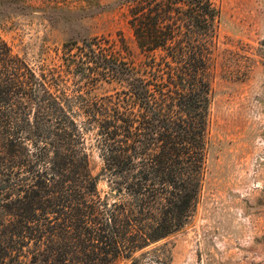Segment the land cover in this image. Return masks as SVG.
<instances>
[{
	"label": "rangeland",
	"instance_id": "1",
	"mask_svg": "<svg viewBox=\"0 0 264 264\" xmlns=\"http://www.w3.org/2000/svg\"><path fill=\"white\" fill-rule=\"evenodd\" d=\"M157 1L0 0V35L71 118L83 264H264V0H169L208 28L177 50L139 48L128 19ZM200 87V185L175 226L177 179L120 171L107 134Z\"/></svg>",
	"mask_w": 264,
	"mask_h": 264
},
{
	"label": "trees",
	"instance_id": "2",
	"mask_svg": "<svg viewBox=\"0 0 264 264\" xmlns=\"http://www.w3.org/2000/svg\"><path fill=\"white\" fill-rule=\"evenodd\" d=\"M128 25L139 48L177 50L209 23L193 5L160 0ZM207 103L201 87L177 100H151L135 128L107 134V155L120 171L177 179L175 226L188 218L199 189ZM82 228L71 118L0 35V264H83Z\"/></svg>",
	"mask_w": 264,
	"mask_h": 264
}]
</instances>
